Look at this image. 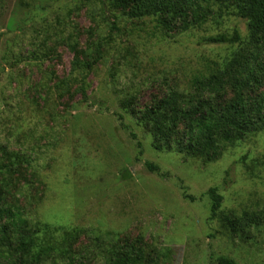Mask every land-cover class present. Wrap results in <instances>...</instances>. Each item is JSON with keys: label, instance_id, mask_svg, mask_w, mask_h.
<instances>
[{"label": "rangeland", "instance_id": "1", "mask_svg": "<svg viewBox=\"0 0 264 264\" xmlns=\"http://www.w3.org/2000/svg\"><path fill=\"white\" fill-rule=\"evenodd\" d=\"M156 26L152 17L130 19L100 0H0V149L30 161L12 167L10 199L36 221L91 228L108 241L142 236L166 253L165 264H218L220 257L264 264V226L230 234L210 220L206 195L219 190L223 213L264 211V131L205 163L157 151L121 107L135 97L133 107L142 110L170 89L188 91L195 75H207L239 48L202 38L234 28L245 38L247 21L231 15L168 34ZM100 42L103 58L87 79L91 107L81 101L84 72L75 61L91 59ZM263 92L264 86L246 94ZM9 162L0 150V165Z\"/></svg>", "mask_w": 264, "mask_h": 264}, {"label": "trees", "instance_id": "2", "mask_svg": "<svg viewBox=\"0 0 264 264\" xmlns=\"http://www.w3.org/2000/svg\"><path fill=\"white\" fill-rule=\"evenodd\" d=\"M91 2L92 0H87ZM108 8L124 12L130 19L152 17L165 34L202 29L209 22L219 24L226 16L247 21L248 35L239 29L202 38L203 44L235 45L239 48L223 64H215L207 75H195L188 91L170 89L142 110L133 107L135 97L121 101V107L150 133L157 151H176L186 158L205 163L221 158L226 148L252 134L264 131V92L250 99L247 92L264 86V0H100ZM91 59L79 62L84 72L80 80L81 101L94 107L88 95L87 79L102 60V42ZM228 91L231 99H227ZM98 109H102V105ZM120 126L123 115H117ZM138 148L141 143L130 132ZM10 161L0 165V264H165L166 253L151 249L142 236L108 241L96 230L52 225L27 218L20 201H11L15 182L12 167L29 163L20 152L0 149ZM149 171L161 176V169L146 162ZM185 191V187H182ZM206 195L211 200L210 220L238 236L264 226V211L223 213V196L216 187ZM191 202L196 198L184 192ZM89 244H85L84 241ZM218 264H237L220 257Z\"/></svg>", "mask_w": 264, "mask_h": 264}]
</instances>
